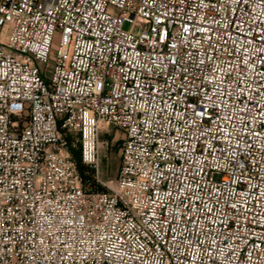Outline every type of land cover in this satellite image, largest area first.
<instances>
[{
    "label": "built area",
    "instance_id": "1",
    "mask_svg": "<svg viewBox=\"0 0 264 264\" xmlns=\"http://www.w3.org/2000/svg\"><path fill=\"white\" fill-rule=\"evenodd\" d=\"M0 29V264H264V0H0ZM105 127L100 191L69 137L98 170Z\"/></svg>",
    "mask_w": 264,
    "mask_h": 264
},
{
    "label": "rangeland",
    "instance_id": "2",
    "mask_svg": "<svg viewBox=\"0 0 264 264\" xmlns=\"http://www.w3.org/2000/svg\"><path fill=\"white\" fill-rule=\"evenodd\" d=\"M130 25L125 23L124 29L128 30ZM2 30L0 29V36ZM53 62H50L52 67ZM123 137L122 131L114 127H105L99 135V165L98 170L87 165L89 168L90 184H94V187L100 191L105 190L103 183H108L115 180L118 177L119 169L121 165L119 143ZM75 143L74 149H80V142L76 137L72 138Z\"/></svg>",
    "mask_w": 264,
    "mask_h": 264
},
{
    "label": "trees",
    "instance_id": "3",
    "mask_svg": "<svg viewBox=\"0 0 264 264\" xmlns=\"http://www.w3.org/2000/svg\"><path fill=\"white\" fill-rule=\"evenodd\" d=\"M69 141L72 142V139L70 137H69ZM71 152L76 162L77 168L81 173L83 179L89 181L90 180L89 169H88L89 167L83 163L80 149H74L73 147H71ZM92 187L93 189L98 190L94 187V184H92Z\"/></svg>",
    "mask_w": 264,
    "mask_h": 264
}]
</instances>
